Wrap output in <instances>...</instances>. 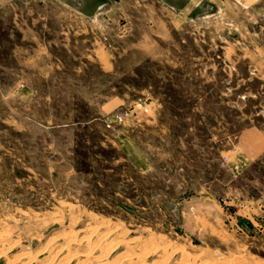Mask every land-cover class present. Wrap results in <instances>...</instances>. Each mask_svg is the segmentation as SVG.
<instances>
[{
    "label": "rangeland",
    "instance_id": "obj_1",
    "mask_svg": "<svg viewBox=\"0 0 264 264\" xmlns=\"http://www.w3.org/2000/svg\"><path fill=\"white\" fill-rule=\"evenodd\" d=\"M171 6L0 0V264H82L71 230L88 264L149 236L167 264H264V0Z\"/></svg>",
    "mask_w": 264,
    "mask_h": 264
},
{
    "label": "bare ground",
    "instance_id": "obj_2",
    "mask_svg": "<svg viewBox=\"0 0 264 264\" xmlns=\"http://www.w3.org/2000/svg\"><path fill=\"white\" fill-rule=\"evenodd\" d=\"M78 214V213H77ZM82 214V213H81ZM94 216V215H93ZM95 218V217H94ZM97 219V218H96ZM105 220V219H104ZM89 223V222H88ZM99 223V224H98ZM97 224L99 225H93V226H89L88 227V232H89V234H88V236H90V235H93V234H97V233H99L100 231V229H101V226H103L104 227V230H105V233L104 234H102V236H103V238H104V236L106 237L107 235H108V233L109 232H106V231H108V230H113L114 232H115V229L114 228H111L112 227V225H111V227H107L106 225H104L105 223L104 222H98ZM107 224H109V222L107 223ZM113 224V223H112ZM69 228H71V227H69ZM72 229V228H71ZM70 231V230H69ZM72 231V230H71ZM64 232L63 234H62V236H61V239L60 240H63V241H65V244L62 246V248H60L61 250H65L66 252H67V254H69V256H71L72 257V259L74 258H76V260H77V257L79 256V257H82L83 258V261H81V263L82 264H88L91 260H89V253H90V251L88 250V251H85L84 253H80V252H78V254H76L73 250H72V247H71V244L72 243H75L76 242V240H77V238H76V236H75V234L73 233V232ZM118 231V230H117ZM134 231V230H133ZM62 233V232H61ZM61 233H60V235H61ZM111 233V232H110ZM122 233V232H121ZM127 232H125V234H126ZM1 234V233H0ZM87 234V233H86ZM119 234V233H118ZM6 235V234H5ZM5 235L2 233V236H0V255L1 256H4L5 257V254H6V251H4V249L6 250L7 248H6V244L4 243L5 242V238H7V237H5ZM59 235V234H58ZM59 235V236H60ZM8 236V235H7ZM57 236V235H56ZM58 236V237H59ZM88 236H85V238L86 237H88ZM141 236V235H140ZM150 237V239L149 238H146L149 242L150 241H152L151 240V236H149ZM81 238H83V237H81ZM106 239V238H105ZM80 240V239H79ZM82 240V239H81ZM87 240V239H86ZM98 240H100V239H98ZM161 240V239H160ZM164 240V239H163ZM119 241V240H118ZM123 241V240H122ZM130 241H131V243H130V245H132L131 247H133L134 248V250L135 251H131V252H129V251H125V253H124V255H122L121 257H119V258H117L114 262L113 261H109V258H110V256H111V253L120 245V243L119 242H117V243H114L113 244V242H112V244H108L109 246H107L105 249H104V251H103V253L100 255V256H102L101 258H102V263H105V264H110L111 262H113L112 264H149L148 263V261H147V258L148 257H150L151 255H153V253H154V251H156V249H157V246H162V247H160V249L162 250V253L164 254V256L162 255V258L161 259H159V260H155V263L154 264H167V262L170 260V257L173 255V254H171V253H175V249L174 250H170L169 251V253L168 252H166L167 251V243H165V244H161L160 243V245H156L155 244V241H152V243H149L148 241H145L144 239H135V238H133V240L132 239H130ZM168 241V240H167ZM161 242V241H160ZM6 243H8V242H6ZM99 243V242H98ZM47 244V243H46ZM77 245L79 244V243H76ZM75 244V245H76ZM100 244H101V242H100ZM98 244H96V246H97ZM172 246V245H171ZM86 247H87V244H86ZM156 247V248H155ZM159 248V247H158ZM172 249H173V247H172ZM218 250V249H217ZM45 253H39L38 251L36 252L35 251V253H33V254H31V253H29V252H22V253H20L19 255H17V258H15V259H12V260H7L6 261V263L5 264H61V260H59V255H58V250H55L54 249V247H53V245H52V243L51 242H49L48 244H47V246H45V249L43 250ZM74 253H73V252ZM116 251V250H115ZM158 252H159V250H157ZM178 251V250H177ZM180 251V250H179ZM164 252H166V253H168V254H165ZM193 252V251H192ZM210 252V251H209ZM238 252V251H237ZM188 253V252H187ZM186 252L184 253V252H181V256H182V259H183V264H186L187 262H189V261H191V260H193L194 259V261H192V263H194L195 262V260H197V259H195L196 258V256H194V257H190L188 254H187ZM195 253V252H194ZM203 253V252H202ZM191 254V253H190ZM199 255V254H198ZM204 255H206L205 254V252H204ZM237 255V254H236ZM193 256V255H192ZM207 256V255H206ZM3 257V258H4ZM67 256H65V257H63L64 258V260L65 259H67L66 258ZM158 257H161V255L160 256H158ZM215 257V256H214ZM225 257V256H224ZM223 257V258H224ZM10 258V257H9ZM9 258H7V259H9ZM12 258V257H11ZM199 258H201V255L199 256ZM202 258H204L205 259V257H202ZM206 259H208V257L206 258ZM213 259V258H212ZM215 259H217L216 257H215ZM6 260V259H5ZM254 260V259H253ZM109 261V262H108ZM206 261V260H205ZM211 261H213V260H211ZM235 261V260H234ZM247 261V260H246ZM65 262V261H64ZM63 262V263H64ZM66 262H69V260H67ZM79 262H80V260H79ZM217 262V261H216ZM78 263V262H77ZM221 263H222V261H221ZM231 263V262H230ZM67 264V263H66ZM151 264V263H150ZM203 264H211V262H204ZM217 264V263H216ZM237 264V263H236ZM239 264H241V261H239Z\"/></svg>",
    "mask_w": 264,
    "mask_h": 264
},
{
    "label": "crops",
    "instance_id": "obj_3",
    "mask_svg": "<svg viewBox=\"0 0 264 264\" xmlns=\"http://www.w3.org/2000/svg\"><path fill=\"white\" fill-rule=\"evenodd\" d=\"M205 0H167V2L172 5L174 9L177 10L176 13V21L181 20H187L190 15L193 13L194 10H196L198 7H200L201 3H203ZM133 152V151H132ZM138 153H130V157L134 160V162H138L139 159L137 157H141L142 165L144 166L145 163H143V158L142 156H138Z\"/></svg>",
    "mask_w": 264,
    "mask_h": 264
}]
</instances>
